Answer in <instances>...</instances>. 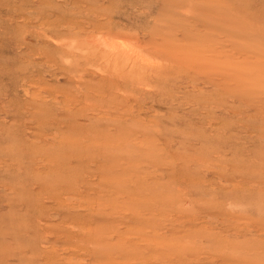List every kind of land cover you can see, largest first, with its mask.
Segmentation results:
<instances>
[{
	"label": "rangeland",
	"instance_id": "rangeland-1",
	"mask_svg": "<svg viewBox=\"0 0 264 264\" xmlns=\"http://www.w3.org/2000/svg\"><path fill=\"white\" fill-rule=\"evenodd\" d=\"M0 264H264V0H0Z\"/></svg>",
	"mask_w": 264,
	"mask_h": 264
}]
</instances>
